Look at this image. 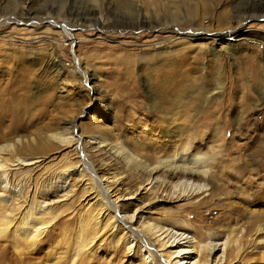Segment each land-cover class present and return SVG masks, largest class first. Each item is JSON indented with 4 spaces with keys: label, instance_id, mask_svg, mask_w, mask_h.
Returning <instances> with one entry per match:
<instances>
[{
    "label": "rangeland",
    "instance_id": "obj_1",
    "mask_svg": "<svg viewBox=\"0 0 264 264\" xmlns=\"http://www.w3.org/2000/svg\"><path fill=\"white\" fill-rule=\"evenodd\" d=\"M120 2L0 0V145L13 144L16 157H32L30 145L37 136L49 128L62 130L75 117L85 151L92 146L88 132H107L113 143H137L150 154L161 149L213 154L214 194L207 203L190 208L184 199H160L144 207L153 218L174 219L199 236L210 231L215 239L227 237L228 248H235L227 264H264V0H210L208 9L197 7L182 16L187 19L182 26L191 33L195 28L241 27L234 49L218 57L198 36L180 38L177 28H133L124 20L81 26L71 11L76 4L94 6L106 16V6L112 9ZM46 6L54 8V19L37 16L32 21L23 14ZM55 18H70L73 42ZM182 41L188 45L181 50ZM73 54L96 74L92 89H99L98 94L89 87L94 78L52 72L59 61L71 69ZM71 148L54 144L27 178H18L16 170L8 173V186L22 197L35 190L37 201L64 198L53 204L54 220L40 238L39 250L26 254L28 263L144 264L138 248L127 251L120 226L92 242L90 257L80 254L72 262L73 238L87 205L78 197L81 187L74 177L68 179L73 191L66 197L50 185L72 157ZM14 237L11 226L1 230L0 264L16 254L9 248L5 257L2 249Z\"/></svg>",
    "mask_w": 264,
    "mask_h": 264
},
{
    "label": "bare ground",
    "instance_id": "obj_2",
    "mask_svg": "<svg viewBox=\"0 0 264 264\" xmlns=\"http://www.w3.org/2000/svg\"><path fill=\"white\" fill-rule=\"evenodd\" d=\"M105 1L109 3L111 0ZM208 1L210 0H153V3L149 4L146 0H121L120 3H115L112 9L106 6V16L102 12L94 11V6L83 9L82 5L76 4L70 9L77 19H80L81 23L77 25L81 26L92 21L103 27L124 20L133 28L145 26L154 31L162 26L177 28L180 38L188 40L189 37L198 36L203 42L211 45L215 51L214 57H218L222 52L234 49L240 36V26L224 31L195 28L192 33L189 31L191 29L182 26L187 23L186 17L182 16L193 14L197 7L208 9ZM77 7H81V12ZM45 8H29L23 14L32 21L37 16L54 19L50 12L54 8ZM43 10L46 11L45 14L39 15L38 12ZM55 19V23L65 30L66 40L73 42L75 38L71 27L75 25L70 22V18ZM180 43L181 50L187 48V41ZM73 56V62L70 64L72 70L61 64L58 59L59 62L52 72H56L58 77L64 71H73L78 79L84 81L94 78L89 84L91 90L97 85L96 74L81 65L79 56ZM92 91L93 94L99 93V89ZM76 119L73 117L67 120L62 130L50 131L49 128L42 136H37L35 143L30 145L34 153L32 157H16L17 151L13 144L5 142L0 145V233L2 229L6 230L11 226L15 236L9 244H2L3 256L7 257L6 251L9 248L16 251V254L8 256L10 261L3 264H29L26 254L39 250L40 245L37 244L54 220L55 212L51 213L53 204L64 200L62 198L55 201H37L34 198V189V193L29 197H22L19 189L8 186L7 181L8 173L14 170L18 171L14 173L18 178L31 176L54 144L72 147L69 152L73 153L66 166L60 169L61 172L51 179L50 185H55L63 191L61 196L66 197L73 191L69 177H74L81 187L78 197L83 196L87 205L85 217L80 219L77 236L73 238L72 262L80 254L90 257V247L96 238L101 237L107 230L114 232L120 226L124 231L122 240L127 251L134 252L138 248L144 264H227L230 260L227 255L230 256L235 249L234 246L228 248V242L231 240L228 241L227 237L215 239L210 231H204V235L199 236L183 223L174 222V219L153 218L150 211L144 207L160 199H184L187 201L186 206L190 208L207 203L214 194L213 182L210 179L213 175V154L208 155L200 151L170 154L165 149H161L157 154H150L143 152V147L137 143L130 146L113 143L111 134L107 132L102 135L88 132L86 136L92 146L85 151L83 134H78ZM129 180L131 184L127 186Z\"/></svg>",
    "mask_w": 264,
    "mask_h": 264
}]
</instances>
